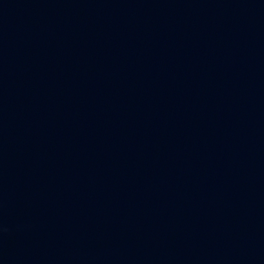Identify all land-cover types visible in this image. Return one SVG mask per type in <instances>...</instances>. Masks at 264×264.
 Instances as JSON below:
<instances>
[{
    "label": "water",
    "instance_id": "95a60500",
    "mask_svg": "<svg viewBox=\"0 0 264 264\" xmlns=\"http://www.w3.org/2000/svg\"><path fill=\"white\" fill-rule=\"evenodd\" d=\"M0 264H264V0H0Z\"/></svg>",
    "mask_w": 264,
    "mask_h": 264
}]
</instances>
